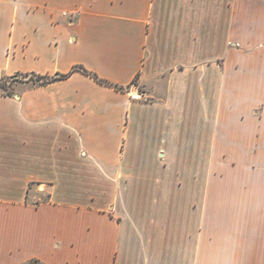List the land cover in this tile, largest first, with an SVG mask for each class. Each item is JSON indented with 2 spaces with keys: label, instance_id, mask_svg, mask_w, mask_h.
Wrapping results in <instances>:
<instances>
[{
  "label": "crops",
  "instance_id": "1",
  "mask_svg": "<svg viewBox=\"0 0 264 264\" xmlns=\"http://www.w3.org/2000/svg\"><path fill=\"white\" fill-rule=\"evenodd\" d=\"M24 75L0 264H264V0H0V79Z\"/></svg>",
  "mask_w": 264,
  "mask_h": 264
},
{
  "label": "trees",
  "instance_id": "2",
  "mask_svg": "<svg viewBox=\"0 0 264 264\" xmlns=\"http://www.w3.org/2000/svg\"><path fill=\"white\" fill-rule=\"evenodd\" d=\"M78 69L86 74H89V75H92L94 76L98 81L102 82V83H105V84H108V85H112L110 82L102 79V78H99L97 74L87 70L86 68L84 67H78ZM27 77H29L30 79H36L37 81L41 82V83H49V82H52L54 80H57V79H62V78H65L66 75L65 74H60V75H56V76H53V77H49V76H39V75H36L35 73L33 74H27L26 75ZM15 77L17 76H14V77H10V78H6V79H0V89L3 88H8L12 81L15 80ZM22 264H46L45 262H43L42 260L38 259V258H33L25 263H22Z\"/></svg>",
  "mask_w": 264,
  "mask_h": 264
},
{
  "label": "built area",
  "instance_id": "3",
  "mask_svg": "<svg viewBox=\"0 0 264 264\" xmlns=\"http://www.w3.org/2000/svg\"><path fill=\"white\" fill-rule=\"evenodd\" d=\"M63 15H64V16H69L70 14H69V12L64 11V12H63ZM132 98H133L134 100H142V101H147V100H148V98H146V97H145L140 91H138V92L132 94Z\"/></svg>",
  "mask_w": 264,
  "mask_h": 264
},
{
  "label": "rangeland",
  "instance_id": "4",
  "mask_svg": "<svg viewBox=\"0 0 264 264\" xmlns=\"http://www.w3.org/2000/svg\"><path fill=\"white\" fill-rule=\"evenodd\" d=\"M24 79H26V76L24 75V76H19V77H17L15 80L16 81H22V80H24Z\"/></svg>",
  "mask_w": 264,
  "mask_h": 264
},
{
  "label": "water",
  "instance_id": "5",
  "mask_svg": "<svg viewBox=\"0 0 264 264\" xmlns=\"http://www.w3.org/2000/svg\"><path fill=\"white\" fill-rule=\"evenodd\" d=\"M18 77V76H17Z\"/></svg>",
  "mask_w": 264,
  "mask_h": 264
}]
</instances>
